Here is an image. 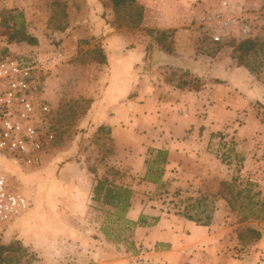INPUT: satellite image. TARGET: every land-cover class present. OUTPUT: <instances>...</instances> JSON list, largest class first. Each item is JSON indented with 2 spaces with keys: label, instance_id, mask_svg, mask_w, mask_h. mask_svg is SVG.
<instances>
[{
  "label": "rangeland",
  "instance_id": "rangeland-1",
  "mask_svg": "<svg viewBox=\"0 0 264 264\" xmlns=\"http://www.w3.org/2000/svg\"><path fill=\"white\" fill-rule=\"evenodd\" d=\"M219 1L0 0V53L38 58L55 132L46 153L34 165H18L0 155V173L30 202L22 224L19 221L0 233V246L16 249L1 252L0 264H109L120 260L116 257L124 258L125 264H264V57L261 51L251 52L247 65L238 62L234 48L246 37L211 41L198 19ZM236 1L253 26L249 37L264 44V0ZM14 10L23 12L27 31L38 40L36 45L7 42L3 17ZM86 19L89 24H79ZM163 23L175 28L162 30L159 25ZM161 31L168 34L166 42L175 54L170 57L176 61L152 66L154 48L162 50L155 40ZM173 35L182 40L180 49L192 48L191 59L176 52ZM108 36L111 39L105 42ZM186 38L193 41L191 47H183ZM98 46L106 59L107 54L111 60L121 52L126 54L131 78L142 72L138 67L151 71L160 66L164 71L158 73L172 86L191 93L204 91L197 100L185 98L189 111L177 109L171 136L154 140L149 135L139 137L131 129L115 138L110 130L99 127L79 139L92 95L108 77L103 71L107 63L92 59L91 51ZM216 56L223 66L218 74V68L211 69ZM190 61L195 63L193 68L192 64L188 67ZM155 141L172 150L163 185L142 180L145 163L139 160L137 165L132 159L131 152L143 147L144 155L138 156L145 160ZM64 150L59 163L55 157ZM72 159L87 164L90 172L101 166L102 176L130 186L144 214H158L166 219V230L181 231L178 248L171 251L168 245V253L160 254L166 245L149 246L152 240L145 237L136 240L134 230L128 235L116 227L122 239L114 241L106 238L101 227L108 245L102 255L77 254L64 233L68 227L83 228V223L92 225L93 221L89 216L82 222L81 215L61 217L57 211L63 196L53 183L60 176L58 165ZM187 221L200 231L189 230ZM248 226L260 232L259 239L238 238ZM90 235L97 239L94 232Z\"/></svg>",
  "mask_w": 264,
  "mask_h": 264
},
{
  "label": "crops",
  "instance_id": "crops-1",
  "mask_svg": "<svg viewBox=\"0 0 264 264\" xmlns=\"http://www.w3.org/2000/svg\"><path fill=\"white\" fill-rule=\"evenodd\" d=\"M86 21L87 19L84 23L79 21V24H89L85 23ZM159 27L162 30L175 28L173 25L165 23L159 25ZM101 30L102 29H99L100 32ZM94 33L97 34L96 31H94ZM106 38L105 42H109L111 36ZM173 39L176 52L186 54L188 55L187 58L191 59L190 55L192 54V48L182 50L180 49L182 47L180 41L182 42V40L176 37V35H173ZM183 42L187 44L183 46L184 48L193 45V41H191L190 38H186ZM105 52L109 53L108 51ZM121 54V56L117 55L116 58L112 60L109 57L110 54H107V64L103 71L107 73L108 77L105 78L106 80L102 85L101 90L97 91V94L92 95L93 99L90 101V107L88 108L86 115L83 118V124L81 125L83 126L81 127V133L83 135L80 136L79 134V139L84 136H89L99 127L110 130L111 136L115 138H117L120 132H128L131 129L134 131L136 129V134H138L139 137H146L149 135L148 137H152L154 140L160 137L167 138L171 136V131L174 132L173 125L178 120L177 109L182 107L184 110L189 111L184 106L185 98L190 96L197 100L203 95L204 91L200 90L191 93L172 86L164 81L163 76H161L162 73H158L160 70L164 71L160 66L152 68L151 71L145 70L143 67H138L142 72H138L137 77L131 78L128 56L124 58L126 54H123V52H121ZM141 54L143 57H141V55H139V57L143 63L144 53L142 52ZM200 55L206 57L203 53ZM136 58H138V56ZM190 62V65L186 63L188 67L192 64V61ZM194 64L195 63L192 64L191 68H193ZM220 65L222 66V63L218 62L216 56V60H213V65L211 66L212 71L214 68H218L215 70L217 74L223 71V68H221ZM153 147L167 149L170 154L172 152L169 145H162L156 141L154 142ZM45 153L46 151L44 154ZM49 153L50 152H48L47 155H49ZM64 153L65 150L60 151L59 154L56 153L58 156L55 158L59 163H61L60 160H63ZM131 153L134 155L132 159L137 160V165L139 164V160L143 163V156H138L139 153L144 155L143 147L142 149H137L135 152L133 151ZM135 157H137V159H135ZM168 164L169 163L166 164L164 176L167 175V169L169 168ZM86 165L87 164L84 162L79 163L74 159L71 161H64L63 164L58 165L60 176H58L53 183L58 187V190H60L59 192L63 197L61 198L62 202L59 204V211L57 212L64 218H66V216L67 218H75L80 217L79 215H81V222L87 216H89V219H92V225L83 223V228L77 226H74L73 228L68 227L64 235L71 240L68 244L74 247L77 254L81 255L85 251H93L94 255H99L100 257L102 251L106 250V247L108 246L107 241L101 234L100 228L104 225L106 210L109 208L104 205L101 206L92 199V189L96 178L102 177L105 171L103 167L100 166L97 167L95 172H90ZM142 183L144 185V181H142ZM17 189L21 191L20 188ZM26 212L27 211L11 221L0 233L5 232L10 225L16 224L19 221L20 224H22L24 218L28 216V213ZM142 212L144 214L145 210L143 209L142 204L139 203L138 198H132L131 206L126 216L129 219L136 220ZM157 215L158 214H154L153 216ZM165 220L164 217H159V220L155 225L136 227L134 229L135 239H141V237L148 238V240H152L151 243L147 242L149 246H154L156 242L162 243L163 246L166 245L164 250L159 251L160 254L168 253V245H170V250L174 251L180 244L179 237L181 231L178 228H175L174 230H166V227L168 226H166ZM186 227L193 232L200 231L198 226H194L188 221ZM96 231L98 232L96 233ZM92 232L96 234L97 239L90 235ZM44 240L48 242L47 240H49V238L46 237ZM116 258L120 260L116 263L113 259L109 264H125L123 262L125 261L124 258ZM78 261L81 260L78 259ZM102 261H106V259H103Z\"/></svg>",
  "mask_w": 264,
  "mask_h": 264
},
{
  "label": "built area",
  "instance_id": "built-area-1",
  "mask_svg": "<svg viewBox=\"0 0 264 264\" xmlns=\"http://www.w3.org/2000/svg\"><path fill=\"white\" fill-rule=\"evenodd\" d=\"M212 42L252 36L253 26L236 0H220L198 19ZM42 67L35 56L0 53V155L18 165L41 160L55 138L52 108L44 96ZM30 206L28 197L0 173V232Z\"/></svg>",
  "mask_w": 264,
  "mask_h": 264
},
{
  "label": "trees",
  "instance_id": "trees-1",
  "mask_svg": "<svg viewBox=\"0 0 264 264\" xmlns=\"http://www.w3.org/2000/svg\"><path fill=\"white\" fill-rule=\"evenodd\" d=\"M118 2H123L125 0H117ZM5 33L7 36V42L15 43H26L30 45H36L37 38L27 31L25 17L22 11L14 10L9 11L3 17V24ZM157 36L155 40L159 47L169 56H174V49L172 45L167 44L166 40L168 34L164 31L156 32ZM206 35V34H205ZM207 36V35H206ZM208 37V36H207ZM263 41L259 42V45L254 37H246L241 39L237 46L234 48V52H237V60L240 64L247 65L246 59L249 57L250 53L261 51L264 57ZM171 43V41H170ZM92 59L98 63L106 62V55L103 52L101 46L95 47L91 51ZM170 83V81H166ZM183 84H178L179 88H182ZM145 172L142 180L163 185L162 180L165 166L168 163V150L164 148L149 147L146 151V157L144 160ZM92 199L99 203L101 206H107L109 209L106 210V221L102 226V233L107 239L112 238L114 241H119L122 236L119 231H116V227L123 231H128V235H131L136 227H145L155 225L159 217L158 216H148L141 213L136 220L129 219L126 214L131 206L132 197L134 190L125 184H117L109 180L106 176L96 178L95 184L92 189ZM260 232L252 227H244L239 234L238 238L244 241L246 238L259 239ZM128 237H123L124 241H127ZM16 250L9 246H0V253L3 251Z\"/></svg>",
  "mask_w": 264,
  "mask_h": 264
},
{
  "label": "water",
  "instance_id": "water-1",
  "mask_svg": "<svg viewBox=\"0 0 264 264\" xmlns=\"http://www.w3.org/2000/svg\"><path fill=\"white\" fill-rule=\"evenodd\" d=\"M174 61H176L175 58H172L166 55L158 47L154 48L153 56H152V66L167 64V63L174 62Z\"/></svg>",
  "mask_w": 264,
  "mask_h": 264
}]
</instances>
